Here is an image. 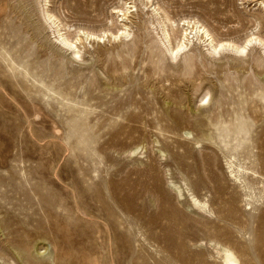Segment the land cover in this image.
<instances>
[{
    "label": "rangeland",
    "instance_id": "obj_1",
    "mask_svg": "<svg viewBox=\"0 0 264 264\" xmlns=\"http://www.w3.org/2000/svg\"><path fill=\"white\" fill-rule=\"evenodd\" d=\"M41 1L0 0V264H22L21 251L29 264H226L219 247L236 264H264V100L252 95L264 67L249 64L257 49L242 67L193 39L171 61L148 24L155 7L178 24V39L188 20L240 44L264 36L255 6L264 0H49L72 41L131 27L126 40L82 39L75 60L40 19ZM124 3L136 6L128 21L114 13ZM192 55L189 80L180 73ZM229 72L243 81L237 92ZM165 102L185 124L165 115ZM216 113L237 119L227 148Z\"/></svg>",
    "mask_w": 264,
    "mask_h": 264
},
{
    "label": "bare ground",
    "instance_id": "obj_2",
    "mask_svg": "<svg viewBox=\"0 0 264 264\" xmlns=\"http://www.w3.org/2000/svg\"><path fill=\"white\" fill-rule=\"evenodd\" d=\"M41 2L43 3V4L40 3V4H42L41 10H40V12L38 11L40 13V17H41L40 19L47 24V26L50 29L51 33L53 35H55V40L58 42V44L60 46V49L62 48V49H64V51L66 50L67 53H69V55L71 57V60H75V59L79 58V55L81 53L80 52V47H81L80 44H82L81 43L82 39H84L85 42H88V41L90 42L92 40V41H95V42L97 41V43H98L100 41L103 42L104 39L106 41H108V42H110V41L113 42V41H117V40L119 41V40H122V39L126 40V39H128L132 35L131 34V29H130L131 27L128 26V24L123 23L122 24V28L116 30V33L115 34L112 33V32L110 33V31L108 33L107 31L109 29H107V31H103V32L101 31L102 32L101 33V36H99L97 34L95 36V34L94 33H91V32H82L81 33L82 34V39L79 38L80 36L79 37L77 36V38L74 41H72L69 38V36H67L68 34L61 33L62 30H61L60 24L58 23L57 18L54 17V15L51 14L52 12L49 10V6H48L49 0H43ZM255 6H258V9L261 11V14L264 16V3L263 2L255 3ZM135 8H136L135 5L128 6V4L124 3L123 9L116 10V11H114V13L120 14L118 16L121 17V21H124V20L125 21H128V17H127L128 14L134 12L135 11ZM151 12L153 14V16H152L153 18L151 17V20H149L148 24L151 27H155L156 26V27L159 28L160 35H159V39L158 40L164 46V50L162 51V54H163V56L167 57L171 61L176 60V58L178 57V55L181 54L184 50H186L188 48V46L192 43L193 39H195L196 41L202 42V43H204L206 45L205 46V47H207L206 48V52H207L208 56H210V58L211 57L214 58L215 56L219 55L222 52H229V53L233 54V56L235 58L237 57V60H240L241 61V63H240L241 65L240 66H242V67L247 64L243 60L242 57L246 54V52L249 50V48H251V46L252 47H256V49H257L256 54H254V57L252 58V60L250 61L251 63H249V64L253 65V67H255L256 69H259V70L264 67V36L263 35H260L259 32H261V31H259V30H258V32H252V33L248 34V36L244 39V41L242 43L238 44V43H233V42H230V41L216 40L209 33V31L206 30L202 25H199L198 22L195 23L193 21L191 22V21H188V20H181L180 21V26L182 27V34H180L181 36L178 39L176 37V31L173 30V28H175L176 26H178V24L175 26V23L172 22L167 17L165 18V21L166 22L163 21V20H161V19H159V18H157L158 13H157V9H155V7H153V9H152ZM167 28H170L171 34L169 33V31H168ZM171 38H173V41H171ZM130 56H132V54ZM152 57H153V55H152ZM150 59H152V58H150ZM71 62H74V61H71ZM129 62H131V61H129ZM202 62H204V61H202ZM121 64H122L123 68H126L127 67V65H125L126 63L124 64V62L123 63L121 62ZM152 64H153L152 65L153 66V69L152 68L151 69H152L153 75H157L158 74V76H159V74H161V73H163L165 71V69L163 67L164 65H163V63L161 62L160 59H157L156 61H153ZM195 65L196 64L194 62V56L193 55L192 56H189L188 58H186L185 61H184L183 66L181 68V73L179 72L180 73V76H184V78L187 77L190 80L192 78V76L194 75ZM168 71L169 70L167 69V72ZM174 71H176V70H174ZM168 74H170V73L168 72ZM166 75H167V73H166ZM166 81H168V79ZM224 81H226L227 83L230 82V81L235 82L236 83L235 89H233V91H235V92H237L240 89L239 87L241 86V84L243 82V81H241L237 77L234 78V76L232 74H230V72L224 78ZM252 84L253 83H251V85ZM251 85L249 84L250 87H251ZM252 89H253L252 90V95L256 96L262 102L264 100V84L262 83L259 86H253ZM228 91H229V89H228ZM210 94L211 93L209 91H206L205 90L201 94V96L199 98V102L202 105L208 103L210 101V98H209ZM238 95L240 96L241 94H238ZM168 104H170V103H166V102L164 103V106L166 107V109H165V115L169 119H171L174 122V124H185L186 122H185L184 118L179 117V116H174V115L171 116L170 115V113H169V105ZM217 105L219 106V104H217ZM231 105H234V104H231ZM219 107L221 108V106H219ZM232 108H234V107H232ZM239 108H240V106H239ZM251 109H253V108H251ZM238 111H241V110H238ZM229 112H231V110ZM233 112H234V110H233ZM242 112H243V109H242ZM131 116H133V115H131ZM215 117L216 118H215V120L213 122V125L215 126V128L217 130V135L220 137L222 132H225L228 135V136H225V137L220 138L219 139L220 140L219 143H221L224 146V148L225 147L227 148L229 146L228 143L231 142L230 137H229V134H230V122H231L232 126H235L237 124L234 125V123H235V121L237 119L235 118V119H232L231 121L227 122V121H225V119L222 118L223 116H222L221 113L217 114ZM209 118H211V117H209ZM209 121L211 122V120H209ZM210 125H212V124L210 123ZM193 127L196 129V131L198 130V132L202 136H206V133L203 130L204 125H203V123L201 121H199V120L196 119V121H194V123H193ZM186 134H187L186 136L190 135L188 133H186ZM236 134H238V133H235L234 136L231 138L235 142V145L230 148V150H232L233 153H234L235 150H237L240 147L239 135H236ZM231 160H232V158H231ZM233 166L234 165L232 164V162H228V168L229 169H231ZM230 173L232 174L233 171L231 170ZM237 173H239V172H237ZM177 193L180 196L179 190H177ZM194 203H195L196 206L198 205V202L195 201ZM219 250H220V253L222 254L223 260H224V262L226 264H236L238 262V260L235 257L234 253L230 249L225 248V247H219ZM43 253H44V251H43ZM20 254H21V259L23 258V263L22 264H29L30 263V257H29V255H27L26 253H23L22 251H21Z\"/></svg>",
    "mask_w": 264,
    "mask_h": 264
}]
</instances>
